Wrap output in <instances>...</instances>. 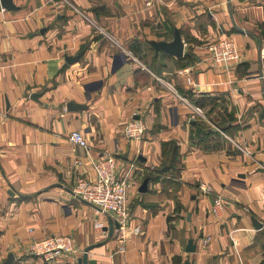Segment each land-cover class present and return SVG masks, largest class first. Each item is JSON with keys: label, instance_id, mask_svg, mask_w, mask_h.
Masks as SVG:
<instances>
[{"label": "crops", "instance_id": "obj_1", "mask_svg": "<svg viewBox=\"0 0 264 264\" xmlns=\"http://www.w3.org/2000/svg\"><path fill=\"white\" fill-rule=\"evenodd\" d=\"M49 1L0 9V264L10 252L11 264H79L86 247L87 264H264V0H74L118 47L72 10L45 13ZM175 28L183 55L155 53L148 41H171ZM222 37L240 51L232 66L206 57ZM132 41L153 49L152 65ZM175 91L205 120H190ZM68 100L86 109L67 111ZM131 118L145 125L138 141L123 135ZM72 130L86 148L68 141ZM108 154L128 184L120 252L104 229L110 216L72 193ZM53 234L70 235L74 251L52 261L30 253V240Z\"/></svg>", "mask_w": 264, "mask_h": 264}, {"label": "built area", "instance_id": "obj_2", "mask_svg": "<svg viewBox=\"0 0 264 264\" xmlns=\"http://www.w3.org/2000/svg\"><path fill=\"white\" fill-rule=\"evenodd\" d=\"M0 9L4 10L3 8ZM112 42H115V40L113 39ZM206 51L208 60L225 66H232L240 59L239 49L228 37H222L208 44ZM128 54L133 57L131 52H128ZM189 71L190 67H185L181 70L182 73H188ZM156 79L160 82L159 77H156ZM177 97L188 106L190 120H205V113L201 106L189 103L186 98L178 94ZM122 131L126 139L138 141L143 137L145 125L140 119L131 118L124 124ZM68 141L81 148L87 147L86 139L79 130H72L68 134ZM91 167L94 178L92 180H79L72 187V193L77 198L93 205L102 213L110 216L113 222L112 233L115 235L117 242L116 252L123 251L128 221V184L125 179H120L117 176L116 160L113 155L108 154L92 160ZM199 188L202 192L210 190L205 183H200ZM223 201L221 196L215 197L212 207L214 214L223 209ZM132 231L140 233L141 230L140 227L134 226ZM209 238V236H206L203 242L206 243ZM28 249L30 253L41 257L45 261H52L62 253L73 252L74 246L70 235L53 234L30 240Z\"/></svg>", "mask_w": 264, "mask_h": 264}, {"label": "water", "instance_id": "obj_3", "mask_svg": "<svg viewBox=\"0 0 264 264\" xmlns=\"http://www.w3.org/2000/svg\"><path fill=\"white\" fill-rule=\"evenodd\" d=\"M0 8H3L4 10H7V11H14V10H17L19 7L13 3V0H0ZM58 16L60 17L61 15H58ZM236 29H239V28L236 27ZM148 43L154 49L155 53L164 52V53L173 55L175 57H181L183 55L184 42L182 41L181 36H180V31L177 28L174 29L173 39L171 41L149 40ZM79 57H80V54L67 55L65 56V61L68 64H72L75 61H77ZM37 96H38V93H34L31 97L37 98ZM65 108L67 111H81V110L86 109V106L83 104L77 103L74 100H68L65 103ZM147 181L148 179H144L142 181L139 187L140 192H145L147 190ZM251 221H252V224L256 228L261 227L260 223L256 220L255 217H251ZM108 224H109L108 227H105L104 229L108 230V236H111L112 230H113V222L111 218L109 219ZM89 248L90 247H86L84 249L82 257L79 258L78 260L79 264H87L86 252ZM195 249H196V245L192 243V239H189L187 242L185 251L189 253H193ZM13 258H14L13 254L11 252L8 253L6 259L3 261L2 264H11V262L13 261ZM183 264H189V262L184 261Z\"/></svg>", "mask_w": 264, "mask_h": 264}, {"label": "rangeland", "instance_id": "obj_4", "mask_svg": "<svg viewBox=\"0 0 264 264\" xmlns=\"http://www.w3.org/2000/svg\"><path fill=\"white\" fill-rule=\"evenodd\" d=\"M56 2H58V3L56 4ZM79 8L80 7H77L74 0H51L45 6V10H46L45 13L53 15L54 12L57 11V13L61 14V16L63 15L62 17H64L65 16L64 13L67 10H72L75 13H77L78 15H80L81 20L84 21V23L86 25H88L87 27H89L90 31H92V32L95 31V33H96L95 35H98V37H100V38L104 37L103 38L104 42H107L108 44L113 45L114 47H118L117 40L114 37H112L110 34L105 32V28L103 26L99 25L96 18L88 15L86 13L87 12L86 9L82 8L83 10L82 9L80 10ZM113 39L115 40V42H112ZM147 49L148 50H146V51L140 50L137 53L133 52V51L132 52L134 53L135 57L138 58L140 61L144 62L147 65L148 64L152 65V63H153V59H152L153 49L151 47L149 48V46H147ZM136 58L134 60H137ZM202 121H204V120H202Z\"/></svg>", "mask_w": 264, "mask_h": 264}, {"label": "trees", "instance_id": "obj_5", "mask_svg": "<svg viewBox=\"0 0 264 264\" xmlns=\"http://www.w3.org/2000/svg\"><path fill=\"white\" fill-rule=\"evenodd\" d=\"M136 43H137V41H132V42L129 44V49H130L131 52H132V51H133V52H136V53L138 52V51L135 50V48H134L135 45H136ZM133 52H132V54H134ZM198 121H199V120H196L195 122H198Z\"/></svg>", "mask_w": 264, "mask_h": 264}]
</instances>
